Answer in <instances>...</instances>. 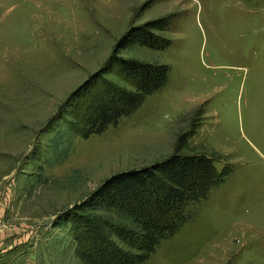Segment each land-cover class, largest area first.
Here are the masks:
<instances>
[{"label":"rangeland","instance_id":"1","mask_svg":"<svg viewBox=\"0 0 264 264\" xmlns=\"http://www.w3.org/2000/svg\"><path fill=\"white\" fill-rule=\"evenodd\" d=\"M161 19L167 50L119 55L168 65L167 86L102 135L70 137V98ZM175 152L230 173L145 264H264V0H0V264H83L67 215Z\"/></svg>","mask_w":264,"mask_h":264},{"label":"trees","instance_id":"2","mask_svg":"<svg viewBox=\"0 0 264 264\" xmlns=\"http://www.w3.org/2000/svg\"><path fill=\"white\" fill-rule=\"evenodd\" d=\"M168 26L161 19L121 38L109 64L70 98V137L102 135L167 86L168 65L119 54L135 46L167 50L171 41L156 32ZM112 73L132 89L106 79ZM229 173L228 168L218 171L205 155L175 152L148 167L112 176L67 215L77 258L83 264H145L193 219L192 209L223 185Z\"/></svg>","mask_w":264,"mask_h":264},{"label":"built area","instance_id":"3","mask_svg":"<svg viewBox=\"0 0 264 264\" xmlns=\"http://www.w3.org/2000/svg\"><path fill=\"white\" fill-rule=\"evenodd\" d=\"M0 209H2V203L0 202Z\"/></svg>","mask_w":264,"mask_h":264}]
</instances>
